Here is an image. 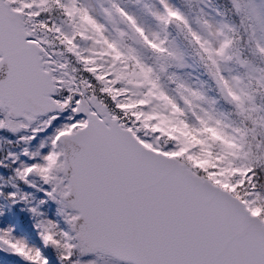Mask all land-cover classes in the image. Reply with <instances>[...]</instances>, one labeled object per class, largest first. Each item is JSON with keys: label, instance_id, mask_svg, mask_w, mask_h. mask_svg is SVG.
I'll return each instance as SVG.
<instances>
[{"label": "snow or ice", "instance_id": "6c2138e0", "mask_svg": "<svg viewBox=\"0 0 264 264\" xmlns=\"http://www.w3.org/2000/svg\"><path fill=\"white\" fill-rule=\"evenodd\" d=\"M0 264H264V0H0Z\"/></svg>", "mask_w": 264, "mask_h": 264}]
</instances>
